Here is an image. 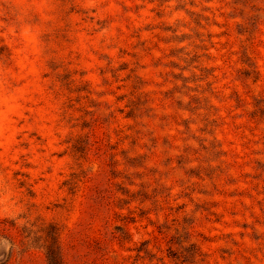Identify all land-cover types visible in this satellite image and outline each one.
<instances>
[{
  "label": "rangeland",
  "instance_id": "1",
  "mask_svg": "<svg viewBox=\"0 0 264 264\" xmlns=\"http://www.w3.org/2000/svg\"><path fill=\"white\" fill-rule=\"evenodd\" d=\"M264 264V0H0V264Z\"/></svg>",
  "mask_w": 264,
  "mask_h": 264
},
{
  "label": "trees",
  "instance_id": "2",
  "mask_svg": "<svg viewBox=\"0 0 264 264\" xmlns=\"http://www.w3.org/2000/svg\"><path fill=\"white\" fill-rule=\"evenodd\" d=\"M46 248L49 264H63L61 254L56 242L48 244Z\"/></svg>",
  "mask_w": 264,
  "mask_h": 264
}]
</instances>
